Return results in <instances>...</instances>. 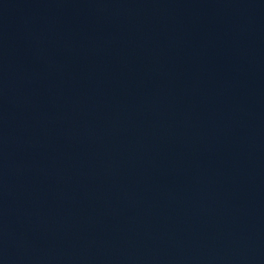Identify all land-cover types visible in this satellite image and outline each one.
Wrapping results in <instances>:
<instances>
[{"label":"water","instance_id":"95a60500","mask_svg":"<svg viewBox=\"0 0 264 264\" xmlns=\"http://www.w3.org/2000/svg\"><path fill=\"white\" fill-rule=\"evenodd\" d=\"M0 264H264V0H0Z\"/></svg>","mask_w":264,"mask_h":264}]
</instances>
